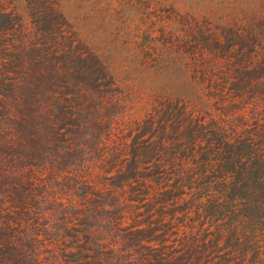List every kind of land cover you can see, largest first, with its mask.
Masks as SVG:
<instances>
[{
  "label": "trees",
  "instance_id": "16d2710c",
  "mask_svg": "<svg viewBox=\"0 0 264 264\" xmlns=\"http://www.w3.org/2000/svg\"><path fill=\"white\" fill-rule=\"evenodd\" d=\"M11 1L0 264H264V0L173 12L118 66L59 0Z\"/></svg>",
  "mask_w": 264,
  "mask_h": 264
},
{
  "label": "rangeland",
  "instance_id": "374dc122",
  "mask_svg": "<svg viewBox=\"0 0 264 264\" xmlns=\"http://www.w3.org/2000/svg\"><path fill=\"white\" fill-rule=\"evenodd\" d=\"M247 1V0H246ZM70 32L104 62L118 66L132 59L142 33L155 30L173 12L226 20L244 14V0H59ZM238 2H241L238 4ZM26 4L12 0L8 7L25 17ZM219 21H216L219 22Z\"/></svg>",
  "mask_w": 264,
  "mask_h": 264
}]
</instances>
